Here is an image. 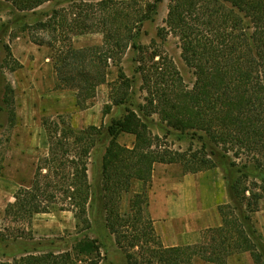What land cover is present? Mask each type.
Returning a JSON list of instances; mask_svg holds the SVG:
<instances>
[{"label": "trees", "instance_id": "obj_1", "mask_svg": "<svg viewBox=\"0 0 264 264\" xmlns=\"http://www.w3.org/2000/svg\"><path fill=\"white\" fill-rule=\"evenodd\" d=\"M5 1L19 12H33L53 0ZM83 5L91 9L74 5L72 17L66 9L53 10L37 23L49 32V40L35 43L52 47L73 35L102 33L101 45L78 49L61 45L51 54L56 79L61 87L76 91V103L84 109L85 100L93 97L96 87L106 82L109 67L116 65L121 81L112 104L129 103L122 117L108 125L75 129L60 117H43L47 150L37 160L31 184L19 188L6 205L5 217L30 225L35 214L49 213L61 204V210L75 214L77 227L88 230L90 208L95 205L129 264H192L194 259L226 264L230 256L242 252L249 253L254 264H264V236L252 221L264 198V176L251 181L245 172L247 162L240 164L242 156L254 159L264 149V0H168L157 34L178 39L181 56L195 76L191 87L159 51L132 43L143 22L153 17L154 3L98 0ZM129 46L141 54L131 78L119 66ZM136 75L146 93L137 110L130 108ZM12 95L7 85L4 102L11 119ZM111 108L105 105L103 114ZM152 114L178 132V139H188V147L173 150L162 145L168 134L152 132L146 120ZM122 133L134 136L131 147L115 140ZM100 147L104 152L98 179L92 183L89 160ZM156 163L180 164L185 173L222 170L228 200L217 206L221 224L207 229L200 243L164 247L145 213L146 190L132 194L128 214L121 213L122 194L133 180L149 183ZM257 168L263 170L260 164ZM100 259L96 241L83 238L69 250L28 252L2 264H98Z\"/></svg>", "mask_w": 264, "mask_h": 264}, {"label": "rangeland", "instance_id": "obj_2", "mask_svg": "<svg viewBox=\"0 0 264 264\" xmlns=\"http://www.w3.org/2000/svg\"><path fill=\"white\" fill-rule=\"evenodd\" d=\"M96 1L98 0H53L44 3L33 12H19L8 1L0 0V264L12 262L13 258L28 252L57 253L69 250L76 241L83 238L96 241L101 253L98 264H129L125 252L115 244L113 235L105 226L103 215L95 205L90 208L91 227L88 230H83V226L77 227L75 214L65 207L61 210V204L54 205L49 213L35 214L30 225H26L24 221L8 219L4 215V209L13 200L16 191L31 184L37 160L47 150V136L42 126L43 117L54 120L60 117L75 129H83L89 125H108L122 117L129 103L128 101L127 104L120 106L112 104L121 81L116 65L109 67L106 82L98 85L93 92V97L85 100L84 103H88V106L84 109L79 108L76 103V91L61 87L56 79L50 55H55L61 49V45L65 48V45L71 44L77 49L101 45L102 33L73 35L70 42L60 40L61 42L54 43L52 47L35 43L37 40L45 42L49 40V32L37 23L45 21L53 10L66 9L69 13L68 17H72L70 12L72 9L75 11L74 5L79 4L83 10L87 11L91 8L83 4ZM140 1L154 3L155 13L151 19L143 22L141 32L132 43H135L138 48L159 51L163 57L172 61L184 84L191 87L195 76L193 69L181 56L178 39L171 34L162 39L157 34L158 29L164 25L168 0ZM140 56L141 54H137L131 46L124 53L119 66L123 68L127 77L131 78L134 75V68L138 65L135 59H139ZM7 85L11 86L13 94L15 116L12 119L8 115L4 102ZM140 85L139 77L136 75L135 82L132 83L131 109L137 110L138 105L144 104L143 97L146 93L140 90ZM108 104L112 108L105 115L103 109ZM139 114L143 113L139 112ZM146 120L154 134L160 136L164 133L168 134L167 138H162V145L173 150H185L188 147V139L184 137V139H178L179 133L167 127L156 114L148 116ZM115 140L131 147L134 136L122 133ZM108 142L106 141L105 144ZM103 152V147L97 148L89 160V178L92 183H96L98 179ZM244 161L248 164L245 169L248 179L259 181L264 176V149L255 153L254 159L246 160L242 156L240 164ZM258 164L263 166V170L257 168ZM185 175L189 177L188 183L195 184L196 187L198 183L200 184L198 185L200 188H197L198 194L204 197L205 201L202 210L207 219L213 218L216 205L228 200L222 170L216 167L193 175L183 172L180 164L177 163H156L149 183L132 181L129 191L122 194L121 213L128 214L129 198L132 194L146 190L148 205L145 206V213L152 218L149 207L151 201L158 209L165 198L173 200L174 195L180 194L177 186L186 183ZM259 203L258 210L252 213V221L256 229L264 236V199ZM177 223H181L178 218ZM130 251L135 253L137 250L130 249ZM192 264L213 263L194 259ZM226 264L254 263L249 253L242 252L230 256Z\"/></svg>", "mask_w": 264, "mask_h": 264}, {"label": "crops", "instance_id": "obj_3", "mask_svg": "<svg viewBox=\"0 0 264 264\" xmlns=\"http://www.w3.org/2000/svg\"><path fill=\"white\" fill-rule=\"evenodd\" d=\"M191 174L194 175L196 173ZM187 176L185 175L184 177V182L186 183L177 186L180 194L174 195L173 200H168L164 197L165 201L161 202V207L158 209L152 201L149 205L152 216L150 218L153 221L155 234L164 247L200 243L203 240L204 231L221 224V218L217 212V206L220 203L216 205L214 217L207 219L205 212L202 210L205 204L204 197L202 198L198 194V189L200 188L198 185L200 184L198 183L196 187L194 186L195 184L188 183L189 177ZM177 218L181 220V223H177Z\"/></svg>", "mask_w": 264, "mask_h": 264}]
</instances>
